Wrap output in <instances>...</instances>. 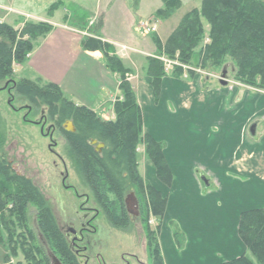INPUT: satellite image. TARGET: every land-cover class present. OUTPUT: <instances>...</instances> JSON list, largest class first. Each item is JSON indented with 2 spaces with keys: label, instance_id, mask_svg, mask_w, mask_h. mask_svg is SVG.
<instances>
[{
  "label": "crops",
  "instance_id": "obj_1",
  "mask_svg": "<svg viewBox=\"0 0 264 264\" xmlns=\"http://www.w3.org/2000/svg\"><path fill=\"white\" fill-rule=\"evenodd\" d=\"M59 1L78 6L77 16L53 10L56 0H47L41 12L33 6L34 0H0V22L17 30L29 23L51 25L36 40L26 61L14 63V77L39 86L57 84L67 99L115 120L114 104L123 99L121 75L108 67L101 50L83 48V41L91 35L88 28L99 21L98 35L117 49L126 64L128 52L155 54L151 35L138 25L153 20L164 2L140 0L135 7L133 0ZM187 6L184 0L171 17L151 21L162 41L169 39L192 8ZM85 20L90 24L87 28L76 26ZM132 63L136 72L128 74V79L143 110V129L167 142L164 155L172 173L166 184L149 156L137 164L141 177L167 201L158 220L164 263L221 264L247 253L239 234L241 214L264 207V123L260 122L264 111L258 109V94H226L221 88L204 90L198 84L193 91L192 80L167 75L157 99L152 78L139 70L143 65ZM226 95L231 96L227 108ZM254 126L255 131L248 132ZM172 223L182 232V246L175 239Z\"/></svg>",
  "mask_w": 264,
  "mask_h": 264
},
{
  "label": "trees",
  "instance_id": "obj_2",
  "mask_svg": "<svg viewBox=\"0 0 264 264\" xmlns=\"http://www.w3.org/2000/svg\"><path fill=\"white\" fill-rule=\"evenodd\" d=\"M137 7L140 0H133ZM164 6L157 10L155 19L164 20L181 7L182 0H163ZM78 21V26L85 29L88 22ZM205 21L209 25L205 36ZM95 26V25H92ZM101 27V23L96 25ZM51 29L48 23H29L22 30L0 22V83H12V90L18 97L28 101L37 111L46 110L48 119L62 129V125L72 120L75 131L61 130L66 138L67 149L79 174L105 213L109 224L127 230L131 218L127 209L126 198L131 188L139 204L141 221L146 223L147 212L144 199L151 202L154 215H164L166 198L138 172L134 140L143 129V110L128 79L132 71L125 67L123 60L116 54L115 47L98 35V30L83 41V48L88 51L101 50L110 69L121 75L123 99L115 103V120H105L86 106L78 105L67 99L61 88L54 83L39 86L37 83L14 77V63H23L28 58L40 36H45ZM92 33V32H91ZM155 44L160 53L170 58L179 56L187 64L198 56L203 67L213 65L219 68L231 62L235 78L250 86L264 89V0H202L200 8L187 13L166 43L158 34L153 33ZM200 51H196L204 39ZM146 74L152 78L156 98L161 91L163 78L169 75L162 58L148 57ZM174 76L183 74L182 67L174 70ZM150 136V135H149ZM0 137V209H7L10 214H17L27 221L30 205L37 208L39 231L47 243V248L39 246L44 264H51L48 250L55 253L64 264H83L71 243L59 225L55 214L34 181L12 169L11 162L3 150ZM104 143L101 150L98 144ZM148 156L157 168L159 178L169 184L172 173L165 159V143L148 138ZM108 191L115 200L108 197ZM178 226V225H177ZM175 239L182 246V232L173 226ZM239 234L247 246V253L221 264H264V207L249 209L241 214ZM183 236V235H182ZM153 264H165L159 238L151 249Z\"/></svg>",
  "mask_w": 264,
  "mask_h": 264
},
{
  "label": "rangeland",
  "instance_id": "obj_3",
  "mask_svg": "<svg viewBox=\"0 0 264 264\" xmlns=\"http://www.w3.org/2000/svg\"><path fill=\"white\" fill-rule=\"evenodd\" d=\"M7 1L9 2L12 0ZM46 1L47 0H34L33 6L36 4L38 10L41 12L42 9H44ZM183 1L184 0H182V3ZM201 4L202 0H187V5H189L187 8L190 9V6L192 7L188 13L195 8H200ZM26 6L31 7V4L28 3ZM55 8L62 10L67 16L70 15V17L77 16L78 14V6L62 3L59 0H56L53 10ZM53 10L51 12H53ZM69 20L70 19L64 21L72 23V19ZM151 21L156 22L157 20L154 18L148 23L145 22V25L139 24L138 27L142 31L149 33L155 44L153 33L157 34V32L154 29L155 24ZM86 22L89 24V21ZM98 22L96 20L95 26L89 25L98 30L100 29L96 26ZM205 28V36H208L209 25L206 21ZM88 32L89 34H96L94 30L91 31L92 33L90 31H87V33ZM40 35L37 40L42 38ZM208 41V38H205L200 46L197 47L196 51H200L203 44ZM162 42L166 43L167 41ZM155 47V54L148 56L128 52L127 54L130 58H128L126 64L124 63L125 67L132 72H136L135 66L132 63L133 61L139 66L143 65V69L139 67V70H143V72L146 73V68L148 66L147 58L160 56L165 62L166 71L169 75L176 78V76H174L175 74H172L175 73L174 70L179 67L183 68V74L177 78L192 80L193 85L191 88L193 91H195V84H198V86H201L204 90L221 88L225 90L226 94L236 91L253 92L258 94L259 97L258 109L264 111V89L246 85L238 81L234 76V66L231 62L227 63L222 68L213 65L203 67L196 54L193 55L192 59L187 64H184L180 61L178 55L176 58H170L168 55L160 53L156 44ZM116 54L119 56L117 49ZM130 74L131 73H129V75ZM20 77H22V75H20ZM16 79L19 80V78ZM5 86L6 83H0V137H2L3 150L6 152L7 159L11 162L12 169L18 174L21 173L30 177L39 187L47 198L65 235L69 233V225H73L79 230L84 215H87L89 211L88 218L92 217L95 213L93 207H99L96 205L91 190L81 178L76 164L68 153L64 135L59 129H56L55 133L51 130L50 133L49 127H51L50 125L52 122L49 119H46V126L44 124L42 125V123H38L42 120L43 110L40 109L36 111L31 107L28 101L18 97L14 90L9 91L13 86L11 82L6 88ZM159 97L160 92L157 99H159ZM199 98H202V96H198V99ZM230 98L231 96L227 95L224 97L226 108L228 107L227 103H229L230 100L228 101V99ZM10 99H12L11 103H9ZM194 99H197V97L195 98V94ZM220 102L222 105V100H220ZM29 107H31L30 110ZM102 118L111 120L112 117L107 115V117ZM260 122L264 123V120ZM251 130L252 129L248 128V132ZM149 135L150 134L142 129L141 132H139L138 138L134 140L137 164H141L142 160L148 158L147 144L153 143L148 140L151 136ZM154 139L159 143H167L165 140ZM64 177H66V180ZM136 192V188H131L128 194H135ZM108 197L115 200L114 194L110 191H108ZM144 198L145 197H143L142 203L147 212V222H142L139 214L136 218L131 215L134 220L127 230L112 227L105 213L103 211L99 212L94 222L97 227V232L95 234L86 233V242L83 241L79 244L84 245L87 242L91 243L86 252L87 255H90V258L86 259L83 255L80 257L83 264H97L95 260V255L97 253L103 256L107 264H124L125 262L122 260L123 254H136L147 264L154 263L151 249L157 241L159 230L158 220L162 218V216L154 215L152 211H150L152 208L151 202L147 198ZM141 205V203L138 205V210L141 209ZM64 226H66V229L63 228ZM173 226L178 227L175 223H172V227ZM180 237L183 242V236L181 235ZM72 239L73 236H69V242L72 243ZM39 246L48 249L47 243L39 231L37 208L34 205H30L28 208L27 221L19 218L17 214H10L7 209H0V257L2 264H44L42 260L43 256L38 250ZM126 258H128L132 264H138L131 255Z\"/></svg>",
  "mask_w": 264,
  "mask_h": 264
},
{
  "label": "flooded vegetation",
  "instance_id": "obj_4",
  "mask_svg": "<svg viewBox=\"0 0 264 264\" xmlns=\"http://www.w3.org/2000/svg\"><path fill=\"white\" fill-rule=\"evenodd\" d=\"M31 107H29V110H30ZM41 119L42 120L39 121L38 123H42V125L44 124L46 126V119H48L46 110L43 111V115H42V118ZM64 124L62 125V129L63 130H65ZM50 126H51V127H49L50 133H51V130H53L54 133H55L56 129H59V131L62 132L61 131L62 129L58 128L56 126V124H54L53 122L51 123ZM66 131H68V130H66ZM62 134H63V132H62ZM66 144H67V142H66ZM64 179L66 180V177H64ZM130 194H132L135 197L136 201H137V203L135 205L132 203V205L135 206L134 208L137 209V214H134V213H131L129 211V207H128V204H127V198H126V204H127L126 206H127L128 211H129L130 218H131V223H132V221L134 219L132 218L131 215H133L134 218H136L138 214L140 215V210H138L139 200H138L136 194H134V193H130ZM128 195H127V197H128ZM95 203H96V205L99 208L93 207V210L95 211V213L93 214V216L88 218L89 213H90L88 211L87 215H84V219L85 220L83 219L81 221V223H80L81 226H80L79 230L76 229L73 225H69V227H68L69 228L68 229L69 230V233L66 234V237L68 238V240H69V236H73L72 243L71 242L70 243H71L73 249L75 250V252L77 253V255L79 256V259L80 260H81L80 257L82 255L85 256L86 259L90 258V255H87L86 252H87V249H89V246L91 245V243L90 242H87L84 245H79V244L82 243L83 241H85V239H86V233L87 234H90V233L91 234H95L97 232V227H96V224H94V222L96 221V219H97V217L99 215V212L100 211H103L100 208V206L98 205V203L96 201H95ZM63 228L66 229V226H64ZM129 255H131V257L134 258L137 261L138 264H147L146 262L142 261L136 254H123L122 255V260L125 262L124 264H132L131 261L128 260V258H126ZM95 260L97 261V264H107L106 261H105V259L103 258V256L100 253H97L95 255Z\"/></svg>",
  "mask_w": 264,
  "mask_h": 264
},
{
  "label": "water",
  "instance_id": "obj_5",
  "mask_svg": "<svg viewBox=\"0 0 264 264\" xmlns=\"http://www.w3.org/2000/svg\"><path fill=\"white\" fill-rule=\"evenodd\" d=\"M222 83H224V82H222ZM8 84L9 83L7 82L5 88L8 86ZM9 91H11V88L9 89ZM11 101H12V99L9 100V103H11ZM64 127H65V130L75 131V126H74V123H73L72 120L66 121V123L64 124ZM252 131L253 132L255 131V126L252 128ZM93 143H97L98 144V146H97L98 150H101V148H103L105 146L104 143H98L97 140H94ZM132 203L135 205L137 203V201H136L135 197L132 194H129L128 197H127V204H128V207H129V211L131 213L137 214V209L134 208L135 206L132 205ZM48 254H49V257L51 259V264H64L61 261V259L55 253H53L52 251H48Z\"/></svg>",
  "mask_w": 264,
  "mask_h": 264
}]
</instances>
